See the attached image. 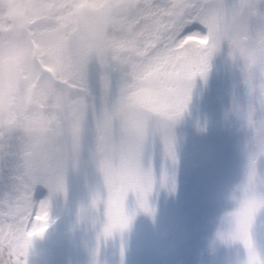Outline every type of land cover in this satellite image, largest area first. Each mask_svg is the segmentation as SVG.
Returning <instances> with one entry per match:
<instances>
[{"label":"snow or ice","instance_id":"1","mask_svg":"<svg viewBox=\"0 0 264 264\" xmlns=\"http://www.w3.org/2000/svg\"><path fill=\"white\" fill-rule=\"evenodd\" d=\"M224 44L244 80L264 78V0H0V240L47 232L87 152L101 184L78 220L95 232V264L117 238L123 257L128 225L95 194L132 196L152 216L157 184L175 191L173 129ZM233 111L249 133L246 167L264 177V96Z\"/></svg>","mask_w":264,"mask_h":264},{"label":"trees","instance_id":"2","mask_svg":"<svg viewBox=\"0 0 264 264\" xmlns=\"http://www.w3.org/2000/svg\"><path fill=\"white\" fill-rule=\"evenodd\" d=\"M221 48H227L229 51L226 44L222 45ZM216 54L220 55L223 60L227 59L225 53L221 51H218ZM213 75L212 71L209 70L205 82ZM191 95H193V88ZM237 100H246L245 90L234 91L231 99L225 101L220 98V95L212 94L209 96L210 103L217 101L218 105L223 108L233 106L234 102ZM177 124L184 126L187 132L183 131L180 134L182 137H186L184 139H182V137H174L175 143L181 140L183 142L187 141L194 146L197 143V134L189 129L188 122L179 121ZM242 132H248V130L245 127H240L237 134L242 135ZM173 134H175V136L178 135L177 132ZM230 134L231 131L229 129L218 131L216 146L220 151L217 153L218 155H208L211 163H215L216 166H219L218 169H220V171L218 179L220 178V181L225 182L226 188L237 181L241 176L237 175V172H239L238 167L233 166L231 163H226L232 155L231 146L233 147V145H229L230 139H228L230 138ZM218 160H222V162L217 163ZM154 161L156 163L160 161L158 155L154 158ZM84 164H88L87 152L84 153L81 170L79 172L70 171L74 175V181L77 177L84 179L82 191L68 192V195L72 196L75 200L82 198L85 200L88 199L89 189L98 187L101 184L99 175L95 174L93 170H91L93 171L91 175V172L83 166ZM206 167L205 165L199 168L196 171V176H206ZM154 192L158 196V202L160 203L168 202L170 197L174 198L177 204H179L176 207L177 211L186 212L187 208L194 216L207 214L210 222L207 227V238L212 235L215 229V224L212 225L211 219L214 221V218L228 206L222 197L213 205L212 209L207 208L205 204L198 199L199 195L197 193L193 196L185 194L180 187H175V191L170 192L165 188L161 189L156 186ZM4 194L5 190L3 187H0V198H3ZM86 202L88 203L87 200ZM128 207L130 210L135 208V200L132 196H129ZM77 219L72 223L69 217L65 218L60 221L55 228L47 231L44 236L40 238L39 245L42 257L36 264H92L93 251L95 249V232L91 227L90 220L81 222L79 229L74 234L68 235L69 229L76 225ZM163 221L164 220L161 219L159 227L163 226ZM192 235L193 234L189 235L187 240L183 238L176 239L171 235H153L151 233V216L141 215L124 236L123 245L125 256L123 257V264H199L202 260L201 254L203 251L201 250L203 249L197 248L196 244H190ZM254 235L258 243L264 246V228L255 230ZM154 237L157 239H154ZM201 237L203 238V235ZM159 244L163 247L160 248L158 246ZM120 245L121 241L117 238L114 241H109L102 247L99 255V264H104L105 261H110V264H120ZM237 246L238 245L234 244L218 245L215 249L216 254L214 257L206 262L203 261V264H235L236 259L242 254V249H239ZM202 247H204V245ZM113 257H115L114 260L112 259ZM126 257H128L127 260ZM195 258H197V262H193Z\"/></svg>","mask_w":264,"mask_h":264},{"label":"rangeland","instance_id":"3","mask_svg":"<svg viewBox=\"0 0 264 264\" xmlns=\"http://www.w3.org/2000/svg\"><path fill=\"white\" fill-rule=\"evenodd\" d=\"M193 30H198L193 29ZM232 67H238L239 69L242 68V66L238 62H223L219 58L213 57L210 61V67L209 69H214L215 71H224L223 75L220 77V82L216 86L208 85L204 90L203 86L199 85L197 95L193 98L190 104V111L187 112V115H190L192 120L188 123V125L191 128H194L196 132L199 134L201 132H205L206 134H212V131L214 135L217 134L218 131H224L226 129H230V139L229 145L233 144V142L237 141V145L232 147L231 146V152L232 155L226 162L229 164L230 159H232V163L238 166L237 175H241L244 169L247 165V157L244 153V142L241 141L242 138L237 134L239 127L243 126L246 128L244 121L241 120L240 116L233 111V108H230L228 110H225L221 114H202L200 113V109L196 106L197 104L202 101L203 97L207 95L211 90H218L222 95L229 94V91L232 87L237 86L239 84H242L246 92V86L244 83V78L241 81H238L230 86L223 85L222 81L226 78L230 68ZM213 79H219L213 78ZM212 79V80H213ZM211 80V82H213ZM197 87V84H195L194 88ZM247 129V128H246ZM183 131H178V135L174 137H182L180 134ZM174 133V132H173ZM248 135V133H247ZM212 136V135H211ZM186 137H182L184 139ZM248 138V137H247ZM212 141V143H210ZM216 142V136H212L209 138V141H204L200 139L199 143L195 144L194 146H191V144H188V142H184L181 140H178L175 143V150H176V157H177V164L175 166L174 172H175V187L178 186L183 189V192L185 194L194 195L197 193L199 195L198 199L201 200V202L205 203L206 206H209L212 203H217L222 197H224V192L226 189V185L224 181H220V178L218 179V174L220 169L219 166L212 168V166L209 168L207 173V178L204 176H191V177H183L180 178L177 176L178 171L180 170L179 161L182 158L183 159V168H192L196 169L201 163L202 164H210V158L209 154L218 155L217 153L220 151V149L216 146L214 142ZM239 141V143H238ZM182 143V144H181ZM235 145V144H234ZM196 151L200 152V156L197 160L193 159L192 156L195 154ZM159 157V156H158ZM160 159V157H159ZM154 163V169L159 174L162 161ZM90 164H87V166ZM165 167L171 173L173 171V168L170 164H166ZM92 172L91 170H89ZM261 171L264 173V165L261 166ZM95 172V171H94ZM71 181H74V178L70 180L66 179L67 183V193L71 186ZM228 183V182H227ZM158 187L159 184H157ZM82 187V180H77L75 184V189H81ZM161 188V187H160ZM162 189V188H161ZM155 192L151 196V207L154 209V215L151 216V233L153 235H171L174 236L176 239L183 238L184 240L188 239V236L193 234L190 239V244H196L197 248L201 249L205 243H207L208 238L207 235V227L209 226L210 222L208 220V215H198L194 216L187 208L186 212L177 211L176 207L179 205L177 204V201L170 197L168 202L166 203H160L158 200L155 199ZM48 196L47 190L41 188L37 191L35 195V201L37 205L40 201L44 200ZM84 199V198H82ZM87 205V203H84L83 200L75 201V199L70 197H58L51 203L50 208V224L48 227V230L53 228L56 223L61 221L64 217L69 215V219H72L75 221L76 217L78 216V211L82 206ZM161 219H163V226H160ZM211 219V218H210ZM69 221V220H68ZM212 225H214V221L211 219ZM67 223V222H66ZM159 227V228H158ZM201 236L203 235V238ZM194 236V237H193ZM154 239H157L154 237ZM144 240V239H143ZM160 248L163 246L161 244L158 245ZM208 247V244L206 245V249ZM239 249L241 247L237 246ZM205 249V250H206ZM34 250L38 254L39 259L35 261H31L30 264H36L41 256V248L39 245V239H36L34 241ZM215 253V252H214ZM206 254V253H205ZM214 254L207 253V256H213ZM125 256V252H124ZM123 256V257H124ZM128 257H126L127 260ZM198 258V257H197ZM197 258L193 259V262H197Z\"/></svg>","mask_w":264,"mask_h":264},{"label":"clouds","instance_id":"4","mask_svg":"<svg viewBox=\"0 0 264 264\" xmlns=\"http://www.w3.org/2000/svg\"><path fill=\"white\" fill-rule=\"evenodd\" d=\"M244 83L248 95L264 96V78L244 80ZM95 195L96 203L102 202L105 213L112 220L126 221L128 231L141 215H146L142 208L130 210L126 199L119 193L109 194L105 191ZM100 197H103L102 201ZM223 198L228 206L214 218L215 229L207 240L209 254H214L220 244H234L242 249L235 264H264V246L258 243L254 235L255 230L264 228V177L251 175L246 167L240 178L225 189ZM94 206L90 195L89 208ZM81 222L77 219L68 235L74 234ZM45 233L0 240V264H30L39 259L34 250V241L42 238ZM92 264H95V257L92 258ZM104 264H110V261H105ZM120 264H123L121 256ZM199 264H203V260Z\"/></svg>","mask_w":264,"mask_h":264}]
</instances>
